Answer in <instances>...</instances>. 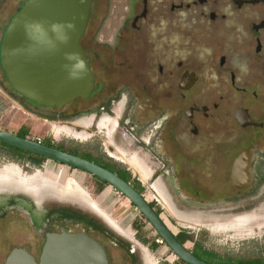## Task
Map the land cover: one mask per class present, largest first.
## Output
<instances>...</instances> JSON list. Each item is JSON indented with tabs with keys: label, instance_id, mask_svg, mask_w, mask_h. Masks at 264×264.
Returning <instances> with one entry per match:
<instances>
[{
	"label": "flooded vegetation",
	"instance_id": "flooded-vegetation-1",
	"mask_svg": "<svg viewBox=\"0 0 264 264\" xmlns=\"http://www.w3.org/2000/svg\"><path fill=\"white\" fill-rule=\"evenodd\" d=\"M28 1L0 0V68L5 76L3 40ZM95 1L80 42L94 72V88L87 98L77 97L61 109L45 107L57 116L62 113L60 120L72 125L88 114L92 129L102 117H109L99 124L105 128L111 125L109 144L96 140L89 149L83 144L48 140L49 146L116 173L144 194L156 182L170 203L184 207L217 206L223 204L222 199L227 205L230 198L251 191L259 167L258 143L264 140V107L258 108L264 99L260 75L249 72L248 65L264 61V0H125L123 8L116 4L110 10L108 24L102 23L104 10L96 8ZM146 62L154 65L153 71L133 72L135 66ZM135 149L128 162L119 153ZM238 160V174L247 166L250 175L245 189L233 181ZM129 163L145 176L144 168L148 170L149 178L137 176ZM86 173L100 186H113ZM48 181L50 186L35 180L40 190L34 194L57 188ZM68 182L57 189L67 187ZM229 184L237 192L234 196L228 194ZM86 195L85 200H92ZM10 201L5 207L0 200V231L3 236L9 232L8 237H0V256H6L3 264L17 248H26L40 258L48 235L62 233L64 228L87 231L106 248L111 264H147L148 253L157 249L155 241L158 247L168 246L157 231L154 238L129 233L99 208L91 207L118 233L87 230L83 222L69 218L65 209L38 207L23 197ZM15 207L20 209V218L10 216V208ZM14 219L17 221L8 222ZM174 233L187 246L182 234ZM175 259L171 264H180L181 259ZM244 260L239 264H249Z\"/></svg>",
	"mask_w": 264,
	"mask_h": 264
},
{
	"label": "rangeland",
	"instance_id": "rangeland-1",
	"mask_svg": "<svg viewBox=\"0 0 264 264\" xmlns=\"http://www.w3.org/2000/svg\"><path fill=\"white\" fill-rule=\"evenodd\" d=\"M95 4L96 8L104 10L101 15L103 16L101 18L102 23L108 24L110 18L107 15L110 14V10L115 8L116 4H119L123 8L125 0H96ZM105 14L106 17L104 16ZM248 66L250 67L249 72H255L260 75L261 79L258 81L260 84L259 89L264 99V61H256L253 65ZM122 69L123 73L127 72L124 68ZM153 69L154 65L151 62H146L145 64L135 66L133 72H148L153 71ZM77 103L79 102L77 101L75 105ZM263 107L264 105L260 104L258 108L261 110ZM50 114L53 116H50ZM57 114L52 109L30 101L15 91L0 68V128L17 133L22 127H25L29 131V137L35 140L38 138H51L56 142H67L68 144L72 143L75 145L83 144L89 149L93 147L92 143L96 140H102L109 144L108 139L111 137V134H109L111 125L107 128L99 126L101 121L109 117H102L98 125L95 123L92 129L91 117H88V114L80 116L81 118L84 117V119L79 120L78 125H72L60 120L64 116L62 113L61 116H57ZM46 117L57 120L51 122ZM81 121H87L89 124L87 126L82 125ZM94 132L96 133L95 135L93 134ZM135 151L136 149L128 151L131 153H125L122 150L119 153L127 160L129 155H132ZM263 154L264 140H260L256 154V158L259 160V167L254 171V183L251 191L235 198V200L230 198L227 205L224 204L223 199L220 201L223 204L206 208L184 207L176 205L173 201H171V204L156 182L153 184V187H147L145 195L150 202L155 204V207L160 209L162 217L172 230L182 234L188 247L193 249L195 242L200 241V244L207 250L228 258L246 260L264 259ZM129 164L133 166L137 176L142 177L143 180L149 178L147 176L148 170L144 168V171H146L145 176L137 166L132 163ZM13 169H17L20 177L13 174ZM35 174L41 175L40 178L44 177L56 183L57 188L62 187L69 181V188H72L74 191L67 192L54 188L42 189L39 195L29 192L20 183L19 179L26 177L31 180L30 177ZM8 180L11 181L8 182ZM99 187L100 185L96 180L86 172L71 169L67 165L49 159L45 160L40 167H37L28 160L13 159L5 154L4 149L0 147V200H2L5 207L9 206L11 198L23 197L31 200L33 203L36 202L35 204L38 207L47 206L65 210L72 209L82 214L96 216L103 221V217L96 212L97 210L92 209L94 207L89 205L87 200H85L87 193L96 202L99 209L106 215L112 216L124 229H129V233L137 232V227L141 226L146 232L145 236L147 234L153 238L157 237L155 228L145 219L129 198L111 185H103V190L101 191ZM81 192L86 193L82 195ZM228 192L230 196L237 194L231 184H229ZM168 193L170 194V192ZM19 212L20 209L16 207L9 210L10 216L17 218L21 216ZM243 217L248 218L241 222L240 220ZM14 221L17 220H9L8 222L12 223ZM105 225L110 229L109 231L117 232L107 223ZM8 234L9 232L6 231L5 236H3L0 231L1 238L8 237ZM10 235L13 234L10 233ZM176 257L170 248L163 244L155 251L150 252V254L148 253L147 264H171L173 260H176ZM5 259L6 256H0V264H3ZM180 264H183L181 260Z\"/></svg>",
	"mask_w": 264,
	"mask_h": 264
},
{
	"label": "water",
	"instance_id": "water-1",
	"mask_svg": "<svg viewBox=\"0 0 264 264\" xmlns=\"http://www.w3.org/2000/svg\"><path fill=\"white\" fill-rule=\"evenodd\" d=\"M93 0H29L10 24L1 49L2 67L10 85L27 99L44 106L64 105L87 98L94 88V72L80 45ZM0 142L45 156L96 175L122 192L152 224L168 247L186 264H212L181 242L144 193L116 173L80 156L30 137L0 128ZM248 157L249 151H245ZM241 159V158H240ZM236 161L233 181L250 185L247 166ZM239 168V169H238ZM238 169V170H237ZM71 221V220H70ZM5 264H111L106 248L87 231L51 233L40 258L17 248Z\"/></svg>",
	"mask_w": 264,
	"mask_h": 264
},
{
	"label": "trees",
	"instance_id": "trees-1",
	"mask_svg": "<svg viewBox=\"0 0 264 264\" xmlns=\"http://www.w3.org/2000/svg\"><path fill=\"white\" fill-rule=\"evenodd\" d=\"M24 98H26V97H24ZM16 134H18V135H20L22 137H29V131L25 127H22L20 129V131L17 132ZM30 138H32V137H30ZM36 140H39V139H36ZM40 140H41L42 143H44L46 145H50L48 140H52V139L51 138H45V139H40ZM0 147L4 149L5 154L9 155L13 159L28 160L34 166H37V167H40L41 164L45 160H47V158L45 156L32 153V152H30L28 150L20 149L18 147L12 146V145L4 143V142H0ZM99 190L100 191L103 190V185H101L99 187ZM138 191L143 193L142 190H140V189H138ZM151 205L156 209V211L158 213L161 212L159 208L155 207L154 203L151 202ZM66 214H67V216L69 218H74L76 221L83 222L84 225H85V228L87 230H96V229H98L99 231L104 232V233L105 232L106 233H114V232L109 231L110 229L105 225V223H107V222L102 217L101 218L103 219V221L105 223L100 218L98 219L96 216H93V215L91 216L89 214H82V213L77 212L76 210H72V209H68ZM115 233H117V232H115ZM137 233L140 234V235H143L146 232L141 228V226H138L137 227ZM143 241L145 243L148 242L147 239H144ZM158 245H159V243L155 241L153 247L154 248H158ZM192 251L195 253V255H197L201 259H203V260H205L207 262L213 263V264H231L232 262L235 263V264H239L240 261H241V259L228 258V257H225V256H221V255H219V254H217V253H215L213 251L207 250L206 248H204L200 244V241H196L195 242V245H194V248L192 249ZM244 261L245 262H249V264H264V259L263 258L244 260Z\"/></svg>",
	"mask_w": 264,
	"mask_h": 264
},
{
	"label": "bare ground",
	"instance_id": "bare-ground-1",
	"mask_svg": "<svg viewBox=\"0 0 264 264\" xmlns=\"http://www.w3.org/2000/svg\"><path fill=\"white\" fill-rule=\"evenodd\" d=\"M18 171H17V169H13V174H15V175H18V177H20V173H17ZM12 176V175H11ZM40 176L41 175H38V174H35V175H32L30 178H31V180H29L28 178H26V177H24V178H21V179H19L20 180V183L21 184H23L26 188H27V190L29 191V192H33V193H38L39 192V190H40V187H38V186H36L35 184H34V181L35 180H40V182L41 183H43L44 185H51V183H50V181H48L46 178H44V177H41L40 178ZM9 179H12V178H9ZM9 181H11V180H8V182ZM70 187V185L68 184V186L67 187H64L63 189H61V190H63V191H67V192H69V191H74L72 188L70 189L69 188ZM82 193V195H84L83 194V192H81ZM87 201L91 204V205H93V207L95 208V209H98V205L94 202V200H90L89 198H87ZM101 210V209H100ZM102 211V210H101ZM101 213H103V212H101ZM105 216H107L108 217V215H106L105 213H103ZM250 217V216H249ZM248 218V217H247ZM244 219H246V218H244L243 217V219H241L240 221L241 222H243V220ZM247 222V221H246Z\"/></svg>",
	"mask_w": 264,
	"mask_h": 264
},
{
	"label": "built area",
	"instance_id": "built-area-1",
	"mask_svg": "<svg viewBox=\"0 0 264 264\" xmlns=\"http://www.w3.org/2000/svg\"><path fill=\"white\" fill-rule=\"evenodd\" d=\"M38 139H39L38 141H40V142H41L40 138H38ZM159 242L161 243V240H160Z\"/></svg>",
	"mask_w": 264,
	"mask_h": 264
}]
</instances>
